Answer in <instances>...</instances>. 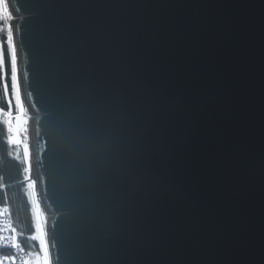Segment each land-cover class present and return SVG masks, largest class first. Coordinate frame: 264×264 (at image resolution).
<instances>
[{
  "label": "water",
  "instance_id": "water-1",
  "mask_svg": "<svg viewBox=\"0 0 264 264\" xmlns=\"http://www.w3.org/2000/svg\"><path fill=\"white\" fill-rule=\"evenodd\" d=\"M8 3L52 264L73 225L49 115L54 35L126 117L111 161L126 179L81 264H264V0Z\"/></svg>",
  "mask_w": 264,
  "mask_h": 264
},
{
  "label": "snow or ice",
  "instance_id": "snow-or-ice-1",
  "mask_svg": "<svg viewBox=\"0 0 264 264\" xmlns=\"http://www.w3.org/2000/svg\"><path fill=\"white\" fill-rule=\"evenodd\" d=\"M14 19L8 0H0V33L4 35V39L0 40V82H3L8 108H11L12 101L8 99L10 70L11 95L15 97L18 110L15 116L17 127H12V111H7L5 123L8 132L13 133L9 136V143L19 144L22 142L18 138L20 126L27 121L23 119L26 110L20 94ZM50 77L55 105L49 115L53 117L58 130L59 166L71 205L63 215L68 217L71 214L73 218L70 248L63 258V264H81V254L98 246L96 225L108 212L116 186L122 185L126 179V174H117L111 168V161L121 144L126 117L120 108L88 86L81 49L67 36H53ZM2 114H5L4 108H0ZM24 156L26 160L29 157L27 144L24 145ZM30 167L29 164L23 171L28 173ZM34 185L35 181H32L28 187ZM33 215L37 234L32 239L39 241L43 253L42 257L37 255L36 264H52L44 230L45 221L38 204L33 208ZM10 231L15 232V229ZM4 239L10 241L5 247L21 248L15 237ZM15 259V256H4L0 264ZM56 260L60 261L61 257L57 256ZM22 264H30V261L24 260Z\"/></svg>",
  "mask_w": 264,
  "mask_h": 264
},
{
  "label": "trees",
  "instance_id": "trees-1",
  "mask_svg": "<svg viewBox=\"0 0 264 264\" xmlns=\"http://www.w3.org/2000/svg\"><path fill=\"white\" fill-rule=\"evenodd\" d=\"M3 39L4 35L0 33V40ZM8 83L11 91L10 70ZM0 108L5 109V114L12 108H8L3 82H0ZM5 114L0 115V206L9 208L21 245L36 260L37 255H41V249L39 241L32 239L37 234L33 215L34 204L31 188L28 187L29 182L21 175L27 167V160L21 146L9 143L11 133L7 130Z\"/></svg>",
  "mask_w": 264,
  "mask_h": 264
},
{
  "label": "built area",
  "instance_id": "built-area-1",
  "mask_svg": "<svg viewBox=\"0 0 264 264\" xmlns=\"http://www.w3.org/2000/svg\"><path fill=\"white\" fill-rule=\"evenodd\" d=\"M35 206L36 205L34 204V207ZM5 209H7V211H5ZM10 229H15L11 212L7 206H0V260H2L4 256H15L16 259L14 261H4V264H22L24 260H29L30 264H36L34 258L21 245L16 229L15 232L10 231ZM5 237H15L16 243H19L21 248L16 249L12 247H5L7 243H10V241H6L4 239Z\"/></svg>",
  "mask_w": 264,
  "mask_h": 264
},
{
  "label": "bare ground",
  "instance_id": "bare-ground-1",
  "mask_svg": "<svg viewBox=\"0 0 264 264\" xmlns=\"http://www.w3.org/2000/svg\"><path fill=\"white\" fill-rule=\"evenodd\" d=\"M25 116H23V119L27 121L26 124H23L26 126V129L27 131L23 134V137L25 138V141L29 147V159L31 160V171L34 173V175L32 177L35 176V167H34V158H33V148H32V139H31V135H30V121H29V115H28V112H26L24 114ZM34 193H35V205L38 204L39 205V209H40V212L43 216V219L45 221V224H44V230L45 232L47 233V236H46V240L47 242H49V227H48V217L47 215L44 213V211L42 210L41 208V205H40V202H39V199H38V192H37V189H36V186H34ZM49 245V243H48ZM49 252H50V256H51V251H50V246H49Z\"/></svg>",
  "mask_w": 264,
  "mask_h": 264
},
{
  "label": "rangeland",
  "instance_id": "rangeland-1",
  "mask_svg": "<svg viewBox=\"0 0 264 264\" xmlns=\"http://www.w3.org/2000/svg\"><path fill=\"white\" fill-rule=\"evenodd\" d=\"M21 94V93H20ZM9 97H10V100L12 101V105H11V111L13 112V125H12V127H13V129H15L16 127H17V122H16V120H15V116L18 114V110H17V108H16V101H15V97L14 96H12L11 95V91H9ZM22 100V99H21ZM25 116V115H24ZM4 119L6 120L7 119V115L5 114L4 115ZM26 128V126L25 125H21L20 126V134H19V140L20 141H22L21 143H19V144H16V145H19V146H21L22 148H23V150H24V145L25 144H27L26 143V141H25V138L23 137V134L25 133V131H24V129ZM11 135H13V133H11ZM29 148V147H28ZM30 151V150H29ZM29 162H28V158H27V167L29 166ZM22 178L23 179H25V180H27L29 183L30 182H32V176L34 175V173L31 171V168H30V172H28V173H25L24 171L22 172ZM27 176V179L25 178ZM42 255H43V253H42V251H41V257H42ZM36 260H37V258H36ZM35 260V261H36Z\"/></svg>",
  "mask_w": 264,
  "mask_h": 264
}]
</instances>
